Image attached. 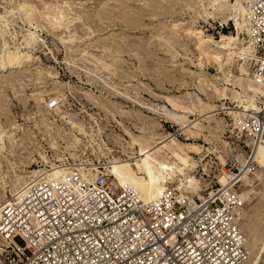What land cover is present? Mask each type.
<instances>
[{
  "label": "built area",
  "instance_id": "1",
  "mask_svg": "<svg viewBox=\"0 0 264 264\" xmlns=\"http://www.w3.org/2000/svg\"><path fill=\"white\" fill-rule=\"evenodd\" d=\"M249 10L247 30L240 35L253 43L249 71L264 89V0H252ZM50 68L57 85H47L38 106L57 133V147L51 148L35 128L39 114L30 115L32 160L24 183L8 192L0 208V264H244L238 210L242 189L254 182L256 150L264 146V91L255 95V109L242 108L235 119L226 109L217 111L223 126L215 143L189 137L160 118V131L167 136L201 142L202 159L193 154V173L202 195L167 183L160 196L142 201L133 188L116 186L110 174L111 162L134 158L136 149L133 154L123 149L120 136H127L120 124L85 91L98 92L102 86L111 100L149 116L161 100L125 81H103L110 70L72 64ZM16 120L26 122L19 115ZM75 123L83 126L82 133ZM62 134L72 140L70 148L58 137ZM90 168L96 172L92 179L86 175ZM219 174L225 184L219 183Z\"/></svg>",
  "mask_w": 264,
  "mask_h": 264
},
{
  "label": "rangeland",
  "instance_id": "2",
  "mask_svg": "<svg viewBox=\"0 0 264 264\" xmlns=\"http://www.w3.org/2000/svg\"><path fill=\"white\" fill-rule=\"evenodd\" d=\"M221 1L226 7L214 11L211 7V0H195L194 2L192 0H0V11L7 10L8 13L10 12V14L7 13L8 20L10 19L9 21L13 25L12 27L9 25L6 29V31L8 30V34L5 36L7 43L10 46L15 44L25 47V40L29 39L28 33H33V43L28 48H24L29 53L28 66L20 69V71L16 69L10 73H0V94L2 95L0 102L11 105L9 112L0 111V123H4L8 119L9 124L11 123L9 127L13 128L18 115L26 122L30 120L25 116L42 98L44 91L47 90V85L53 87L57 85L55 82L56 73L50 67H59L65 64L88 65L96 67L100 72L102 69L110 70L112 75H108L107 80L103 79V81L115 83L125 81L129 86L134 85L136 90L148 94L154 98V101L161 100L157 104L165 105L168 111L173 112L164 100L154 97L153 93L177 95L176 97L184 101L183 105L189 106L192 111L190 113L175 112L184 117L182 124L186 127L182 128L179 122L171 121L187 136L200 138L208 143H215L223 126V118L221 115H217V111L226 109L231 116L230 112L237 107H230L228 106L229 103L236 104L241 108L242 106L248 108L247 101L243 99L239 101L238 97V93L242 94V81L236 78L239 71L236 70L235 64L225 68V75L218 72L215 64L205 61L204 57L195 49L194 39L185 34V31H200L203 35L216 40L223 34H231L229 31L234 33L233 23L227 19L234 0ZM239 1L243 4V0ZM19 3L29 5L33 12L32 17L28 19L25 17L24 11L17 8ZM54 6L61 7L66 21H70L69 32L64 28V25L56 27V23L51 18L44 19L40 16L38 11L43 13L50 10L53 14L56 10ZM226 21L229 22L227 28H224ZM174 23L176 24L175 27L172 26ZM219 23L222 24L223 29L219 28ZM68 35L72 41H66ZM245 45H247L246 41L241 39V35H239L238 49L243 51ZM249 54L252 55H248L245 65L248 74L251 75L249 65L252 61L253 52L251 51ZM199 71H201L202 76L218 87L225 88L226 98L206 96L202 92L204 87L197 81L196 72ZM85 80L87 81V78ZM39 90L40 93L37 92ZM15 93L22 94V96L16 98L14 97ZM31 93H36L35 97L38 96L39 99L33 98ZM188 93L191 94L189 98ZM196 96L202 103L214 105L211 116L206 115L210 112L204 113V111H208L206 109L202 112L198 111V109L205 107L198 104ZM85 97L102 112L110 114L120 124L127 136L125 138L120 136L121 140L125 141L123 149L132 151V154L133 148L136 149L137 155L134 158L123 160L120 163L121 169L126 175V181L133 183L132 176H141L135 167V160L138 155H141L139 145L130 139L127 131L135 136L154 133L157 138L155 141L173 137L177 141L189 144L187 153L192 156L190 162L197 164L193 154L200 155L201 142L199 140L184 141L162 133L159 119L165 118V116L156 113L158 112L156 106L151 116L143 114L140 109L123 107L118 102L108 98L102 86L98 92L85 91ZM191 103L196 106V109L192 108ZM190 116L194 119H190ZM153 121L157 122L158 125L153 126L151 124ZM17 122L19 121L17 120ZM79 127L83 129L80 124ZM10 131L14 132L13 130ZM79 132L82 133L83 131ZM11 140L12 146L10 148L16 156H7V159L10 160L11 165L15 160H21L16 165L13 164L15 165L14 168L21 170L22 167L25 170L32 158L23 157L33 154L21 148L24 145L23 141L17 146L18 142L14 141L16 140L15 136ZM55 146L57 147V144ZM98 148L103 150L101 144H98ZM210 151L214 152L213 148ZM5 152L7 151L5 150ZM200 159H202V155H200ZM261 160H264V154ZM114 162L118 161L115 160ZM260 164L262 165V161ZM4 165L7 163L4 162ZM204 166L205 163H203ZM111 173L114 176L113 168H111ZM189 178V188H192L193 192L199 195L194 178ZM137 180L139 183H146L140 178ZM260 181L261 173L257 169L254 175L255 183H253L255 188L252 185L245 192L244 206L246 208L259 200L255 193ZM126 183L128 185V182ZM144 186L150 192L153 191L152 186L145 184ZM8 190L7 187L4 191L6 195ZM4 195L3 199H6ZM260 216L263 219V213Z\"/></svg>",
  "mask_w": 264,
  "mask_h": 264
},
{
  "label": "bare ground",
  "instance_id": "3",
  "mask_svg": "<svg viewBox=\"0 0 264 264\" xmlns=\"http://www.w3.org/2000/svg\"><path fill=\"white\" fill-rule=\"evenodd\" d=\"M194 1L195 0H192V2ZM251 1L252 0H243V4H242V2L240 3L239 0H234V3L231 5V12L227 16V19L232 21L235 29L234 33L223 34L220 36L218 40H216L209 36L203 35L200 31H196V30L185 31V34H187L188 36L194 39L195 49L204 57L205 61L212 62L213 64H215L218 72L226 75L225 68L235 64L236 70L239 71L236 78L242 81L241 83L242 94L238 93V97H239V101L241 99L247 101L246 105L248 108L245 107L243 108L242 106V108L245 110L255 109L256 105L253 100V97L256 94L263 93L264 91L261 82L256 77H253L252 74L251 75L248 74L245 65L249 57L248 55H250L249 53H251V51L253 52L254 50L253 43L251 42V40H247L246 41L247 45H245L243 51L238 49L237 47L239 35L247 30L246 19L247 16L250 14L249 4L251 3ZM24 3H19L17 5V8L22 9L24 11L25 17L28 19L29 17H32L33 12L31 11L32 9H30L29 5ZM211 7L214 11H219L222 10V8H225L226 5L222 3L221 0H211ZM54 8L56 10L53 14H51L52 11L50 10L43 13L38 10L37 11L40 13V16L43 17L44 19L51 18L56 23V27H60L61 25L62 26L64 25V28L68 30L70 21H66L65 14H63L61 7L54 6ZM7 13H8L7 10L0 11V38H1L0 73L1 72L10 73L16 69L17 70L19 69L18 71H20V69L28 66L27 62L30 59L29 53L24 48L25 47L28 48L29 45L33 43L32 40L33 33H28L29 39L25 40V47L15 44L10 46L9 43H7L8 41H6L5 36L8 34L7 33L8 30L6 31V29L8 28L9 25L11 27L13 26L9 21L10 19L8 20ZM8 14H10V12ZM172 26L175 27L176 24L174 23ZM66 41H72L70 35H68ZM199 64L201 65V63ZM196 75H198L197 78L198 83L202 85V87H204L202 92L206 96H210V97L214 96L216 98L221 97L223 99L226 98L225 88H220L209 79H206L204 76L201 75V71L196 72ZM37 92L40 93V90ZM36 93H31V94L33 98L38 100L39 97L38 96L35 97ZM189 95L191 96V94L189 93L187 94L188 98ZM20 96H22V94L21 95L16 93L14 94V97L16 98ZM153 96L164 100L165 104L169 106L173 111V112L168 111L166 106L163 104L160 105L156 104L155 106L158 111L156 113H161L165 116V118H168L177 123L179 122V125H181L182 128L186 127V125L182 124L183 123L182 120H184V117L179 116L175 113V112L190 113L192 111V109L189 106L186 107L183 105L184 104L183 100L176 97L177 95L174 96L170 94L153 93ZM0 97H2L1 94ZM198 98L199 97L196 96V100L198 104L202 107L203 106L205 107L203 109L197 108L198 111L202 112L204 109H206L208 111H204V113L210 112L206 115L211 116L212 115L211 112L214 110L213 108L214 105L211 103L210 104L202 103ZM43 100L44 97L42 95V98L38 101V103H41ZM38 103L36 104V106L31 108L30 112L27 113L25 117H28L30 119L29 116L32 115L33 113L39 114V118L34 120L35 128L38 130V133L43 135V137H46L45 139L48 140V144L51 146V148H56L55 145L57 144V142L55 138L57 136V133L56 134L53 133V128H51L52 126L49 125L46 119L42 116L43 111L39 109ZM10 106L11 105L9 103L0 102V111L4 113L9 112ZM191 106L193 109H196V106L194 104L191 103ZM242 108L239 107L237 109L232 110L230 112L231 117L235 119L237 114H239V112L242 110ZM120 111L122 110L120 109ZM27 122L20 123L17 122L16 120V123L13 128L9 127L11 123L9 124L8 119H6L4 123H0V188L2 190L0 192V200L4 198L3 197V195L5 194L4 191H6L7 187L9 189L8 192L13 193L25 181L24 175H26L27 172L23 169L16 170L14 168V166L21 160L19 161L17 159L14 162H12L11 165L10 160L7 159V156H16V154L10 148L12 146L11 139L14 136L16 139L14 141L18 142L17 146L22 144L23 141L24 145L21 148L25 149L26 151L33 152L32 149L28 148V143H30L31 141V134L29 131H27L28 130V128H26ZM69 123L72 125L73 124L72 120H70ZM151 124L153 126L158 125L157 122L155 121H153ZM73 127L77 128V130L79 131H82L81 127H79V124L77 125L75 123ZM10 130H13L14 132ZM127 135L130 137V139H133V141L137 143V145H139L141 155L140 156L138 155V157L136 158L135 167L137 169V172L141 174V176L139 177L136 175L132 176L133 183H130L128 180L126 181L125 179L126 175L124 174V171L121 169L120 163L122 162L118 161V162H114L113 164L110 163L111 168L114 169V176L111 173V168H110V174L113 176V181L116 186H122V187L129 186L139 194V197L141 198L142 201H149L160 196L163 193V190L166 187L167 183L173 185L176 184L177 186L184 187L185 189H188V191L191 194H195L192 188L191 189L189 188L190 187L189 177H193L195 183L197 184L196 187L199 190V195L197 194L195 195L201 198L202 195L201 184L193 173L196 164H192V162H190L192 156H190L187 153V148L190 147L189 144L177 141L173 137H169V138L167 137L168 139L163 138L161 140L155 141V139L157 138L154 136V133L151 135L135 136L127 131ZM58 137H60L65 142L66 148H70L72 146V140L67 138L68 137L67 134L58 135ZM75 141L76 142L74 146H76L77 143L79 142L77 139H75ZM5 150L7 152H5ZM263 154H264V146L260 145L258 146L255 154V161L257 166L256 170L258 169V171H260L261 173V181L257 186L256 189L257 191L255 193L259 197V200L249 208H246V206H244V202L246 200L245 192L246 190H248V188L249 189L251 188L253 183H255L253 182L249 184L248 187H244L242 189L243 203L238 210V215H239L238 227L243 235V240H244L243 246L246 254L244 264H264V217L262 219L261 218L262 216H260L261 213H263L264 216V160H261V158H263ZM29 157L32 158V155L31 156L27 155L24 156L23 158L29 159ZM164 157L168 159L166 160V158L164 159ZM261 161H262V165L260 164ZM4 162H6L7 165H4ZM52 170L61 171V169H59L56 166H52ZM95 173L96 172L92 168L88 169L86 172L87 178L92 179ZM137 178L145 180L146 183H142V182L139 183ZM217 178L220 184H225L224 175L219 174ZM126 182H128V185ZM135 184H138V186H135ZM144 184L148 186L149 185L152 186L153 191L150 192V190H147ZM253 187L255 188V185H253ZM4 196L6 198V194ZM5 202H7V198L3 199L0 202V208Z\"/></svg>",
  "mask_w": 264,
  "mask_h": 264
}]
</instances>
